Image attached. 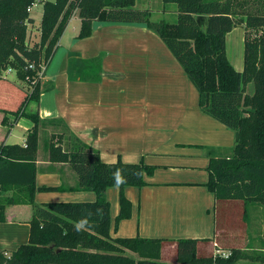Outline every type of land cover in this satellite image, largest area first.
<instances>
[{
    "label": "trees",
    "instance_id": "trees-1",
    "mask_svg": "<svg viewBox=\"0 0 264 264\" xmlns=\"http://www.w3.org/2000/svg\"><path fill=\"white\" fill-rule=\"evenodd\" d=\"M38 1L42 3L40 34L29 44L26 25L34 19L27 8L35 0H0V72L14 70L18 79L30 78L32 85L28 91L0 76L2 121L11 115L32 122L24 146L0 142V221H5L8 205L32 207L28 241L15 250L0 251V264H234L241 257L239 249L231 248L227 256L198 255L194 238L111 237L106 188H120L116 228L130 216L124 187L143 186L144 175L151 174L153 167L121 159L105 163L98 150L68 130L65 138L51 133L50 139L42 140L43 148L48 160L67 162L75 171L77 185L69 189L92 190L96 200L36 203V191L59 187L36 185L38 128L47 120L27 107L32 101L38 103L40 93L49 89L40 84L39 65L54 54L75 9L80 17L77 38L91 34L94 20L143 23L160 36L184 69L198 91L200 109L234 131L229 153L213 154V148H206L208 189L218 200L264 202V6L244 14L243 68L239 71L229 60L225 43L226 34L236 26L234 0H162L175 6L174 20L152 19L149 10L133 7L134 0ZM197 15H204L199 23ZM100 74V57L70 58L71 79L97 80ZM6 192L10 194L2 195ZM166 241L175 242L174 261L160 259Z\"/></svg>",
    "mask_w": 264,
    "mask_h": 264
},
{
    "label": "crops",
    "instance_id": "crops-1",
    "mask_svg": "<svg viewBox=\"0 0 264 264\" xmlns=\"http://www.w3.org/2000/svg\"><path fill=\"white\" fill-rule=\"evenodd\" d=\"M142 1V5L136 2L133 7L149 10L152 19L175 17L172 3L154 0L160 8L150 9L153 0ZM72 20L76 21L72 34H66ZM79 27L78 10H74L54 54L46 61L40 84L49 89L40 93L38 103L30 102L28 109L37 111L47 122L62 120L71 134L98 150L105 163L121 159L153 167L151 174L144 175L143 186L124 187L131 203L130 216L121 219L116 228L120 188H106L110 236L194 238L198 255L229 253L235 247L233 227L226 218L231 211L218 218L221 200L206 185V148H213V154L229 153L234 145V131L200 109L197 89L164 41L145 24L94 20L91 34L84 38H77ZM231 31L225 38L226 52L227 45L232 50L238 41V34L230 36ZM241 40L244 47V36ZM72 57H100V78L71 79ZM242 68L243 65L236 69ZM3 116L0 112L4 124L28 119L8 115V121H2ZM31 126L28 119L22 139L12 142L8 140L10 128L5 132L0 129V142L24 146ZM42 151L46 157L37 153L36 185L59 188L36 191V203L96 200L92 190L69 189L77 185L75 171L67 162L48 160L43 145ZM31 216L29 204L5 207V221H0V251L15 250L28 241ZM224 235L229 242H223ZM164 243L161 257L167 251L174 261L175 242Z\"/></svg>",
    "mask_w": 264,
    "mask_h": 264
},
{
    "label": "rangeland",
    "instance_id": "rangeland-1",
    "mask_svg": "<svg viewBox=\"0 0 264 264\" xmlns=\"http://www.w3.org/2000/svg\"><path fill=\"white\" fill-rule=\"evenodd\" d=\"M234 1L237 4V15L234 17L236 21V27L232 29L230 36L238 34V41L235 44L236 46H233L232 50L230 49V46L228 47L227 45V56L236 69L240 68L243 65V41L241 40V38L244 36L246 29L245 23L243 21L244 14L261 10L262 6H264V0ZM136 2L137 5L143 4L142 0H134V4ZM153 2L154 3L152 4V6H150V9L151 7L152 9L160 8V6H157L154 0ZM30 6V10H28L27 8V11L30 16L34 17V21L32 23H27L26 25V40L27 42H29V44H32L33 42L38 40L40 34L39 22L42 15V3L38 0H35V2ZM175 17H169L166 19L174 20ZM75 22L76 21L74 20L70 22V24L67 26L68 28L66 34H72V25ZM236 53H239L240 56L238 57ZM238 65L240 66L238 67ZM0 73L1 77L5 76L8 81L18 86H21L22 88L28 91L32 86L30 78H25L24 80L18 79L15 75V71L13 70L1 71ZM39 79L40 81H42L41 78ZM36 82L37 81L33 82L32 84ZM247 89L248 91H251L252 84H249ZM27 111H29L28 107ZM23 120L25 121H21L18 124L16 122L14 124H4L0 121V129H2L3 132L7 131V129L10 128V134L8 137L9 142L20 141L22 139V133L26 129V121L28 122V119ZM51 133L62 134L64 138L68 135V131L62 123L46 121L45 123L41 124L38 128V150H40L37 151V153H39V155L43 157H46V153L42 151V140L50 139ZM229 201L230 202H227V200H221L218 204L217 209L219 213L218 218L221 214L223 215L226 214L228 211H231L227 214L226 218H228L227 222L230 224V226L232 224L231 228L233 227V230H231V234L233 236V244H235V247L232 248H237L241 251V257L237 259L234 264H264V202L250 201L245 204L241 199H229ZM226 237V235L223 236V242H229V237ZM164 245H166V243L162 244L161 250L163 249ZM161 250L160 259L165 261H171L169 258L172 259L173 257L167 251L164 252V257H161ZM127 252L129 254H132L129 251Z\"/></svg>",
    "mask_w": 264,
    "mask_h": 264
},
{
    "label": "built area",
    "instance_id": "built-area-1",
    "mask_svg": "<svg viewBox=\"0 0 264 264\" xmlns=\"http://www.w3.org/2000/svg\"><path fill=\"white\" fill-rule=\"evenodd\" d=\"M30 6L28 7V10H30ZM45 66H46V61L45 62H42L40 65H39V70H38V76L39 78L42 79V75H43V72L45 70ZM8 71H10L11 69H6ZM6 70H3V71H6ZM14 71V70H13ZM1 74V73H0ZM229 253H224L222 254L223 256H227Z\"/></svg>",
    "mask_w": 264,
    "mask_h": 264
},
{
    "label": "water",
    "instance_id": "water-1",
    "mask_svg": "<svg viewBox=\"0 0 264 264\" xmlns=\"http://www.w3.org/2000/svg\"><path fill=\"white\" fill-rule=\"evenodd\" d=\"M203 17H204V15H197V17H196L197 22L199 23L200 20L203 19Z\"/></svg>",
    "mask_w": 264,
    "mask_h": 264
}]
</instances>
